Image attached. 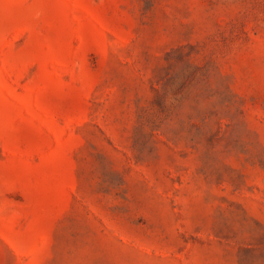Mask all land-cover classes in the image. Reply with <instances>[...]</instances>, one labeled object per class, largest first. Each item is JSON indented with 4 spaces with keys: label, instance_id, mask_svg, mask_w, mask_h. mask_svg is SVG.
I'll list each match as a JSON object with an SVG mask.
<instances>
[{
    "label": "rangeland",
    "instance_id": "rangeland-1",
    "mask_svg": "<svg viewBox=\"0 0 264 264\" xmlns=\"http://www.w3.org/2000/svg\"><path fill=\"white\" fill-rule=\"evenodd\" d=\"M0 264H264V0H0Z\"/></svg>",
    "mask_w": 264,
    "mask_h": 264
}]
</instances>
